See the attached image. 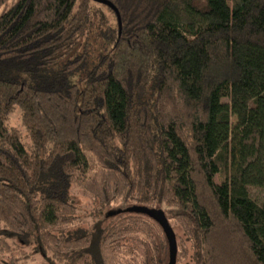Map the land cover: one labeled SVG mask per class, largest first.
Returning a JSON list of instances; mask_svg holds the SVG:
<instances>
[{
    "label": "trees",
    "instance_id": "16d2710c",
    "mask_svg": "<svg viewBox=\"0 0 264 264\" xmlns=\"http://www.w3.org/2000/svg\"><path fill=\"white\" fill-rule=\"evenodd\" d=\"M108 1L120 27L94 0L0 13V249L161 264L143 240L161 227L128 208L164 205L192 264H264V0ZM74 185L133 227H75Z\"/></svg>",
    "mask_w": 264,
    "mask_h": 264
},
{
    "label": "rangeland",
    "instance_id": "374dc122",
    "mask_svg": "<svg viewBox=\"0 0 264 264\" xmlns=\"http://www.w3.org/2000/svg\"><path fill=\"white\" fill-rule=\"evenodd\" d=\"M17 0H9L7 1L6 4L0 7V13L5 11L7 8L12 6ZM104 10L105 7L101 6ZM105 13L109 18L111 17L109 15V12L107 9L105 10ZM20 111L19 110H14V112L9 116V119L7 121L8 125L10 127H13L17 129L22 136L23 142H27V139L25 137V129L21 125V117H20ZM216 182H219L218 176L215 178ZM251 196L257 201V202H263L264 201V187L262 188H254L250 190ZM71 195L74 197L73 199L75 200L76 206H77V216L78 219L75 222L74 225H78L75 227L82 226L83 228L85 227H91L93 223H96L98 220L101 221L100 223L102 225H105L106 223H112L113 221L115 224H120L121 227H126L127 225H130L132 228V219L128 215H122L124 214V208L121 203H115L107 206L106 208L103 209V211L97 215V211H101L99 209V204L98 202L92 198V196L85 192L84 189L74 185L71 189ZM161 209L164 211H167L164 205L160 206ZM112 210L110 213L108 211ZM116 211H120L119 213H116ZM122 213V214H121ZM114 216V217H113ZM167 216H169V222L170 226L173 229V232L176 235L177 238V243H178V255L176 259L175 264H192L191 256H192V249L190 242L187 241V236L183 229L181 228V225L176 222L175 219L170 217V214L167 213ZM113 218V219H112ZM0 228H1V223H0ZM151 229L154 231H151V233L147 236V238H143L145 242L148 243L149 248L150 246L156 247L153 251L152 254L157 255L156 258L159 260L161 259L162 262L161 264H168L169 258H168V250L166 246V241L165 238L162 234L161 229L156 227L155 225H151ZM7 243H9L11 246L9 247L11 250H7L6 247H2L3 249H0V264H11V261L13 257L16 256H24L25 253L30 254L29 258L27 260H22L21 264H64V262H60L57 259L52 260V263L43 258H41L38 254H34L29 252L30 247H21V245L16 249L14 248V241L11 239L6 240ZM127 244V243H126ZM14 248V249H13ZM23 249V250H21ZM13 255V256H12ZM50 255V253L48 254ZM153 263V260L151 261ZM150 262V263H151ZM139 259L134 262V264H138ZM74 264H82V259L78 260Z\"/></svg>",
    "mask_w": 264,
    "mask_h": 264
},
{
    "label": "water",
    "instance_id": "95a60500",
    "mask_svg": "<svg viewBox=\"0 0 264 264\" xmlns=\"http://www.w3.org/2000/svg\"><path fill=\"white\" fill-rule=\"evenodd\" d=\"M98 1L100 3L105 4L108 6L110 9L114 11L116 14L117 20H118V26L120 27V22H119V16H118V11L115 8V6L108 0H94ZM130 211L134 212H139L141 214H144L153 220H155L158 225L161 227L163 234L165 236L166 242H167V247H168V264H175V259H176V241H175V235L174 232L169 225L164 213L162 212L161 209H156V208H150L147 206H132L128 208Z\"/></svg>",
    "mask_w": 264,
    "mask_h": 264
}]
</instances>
